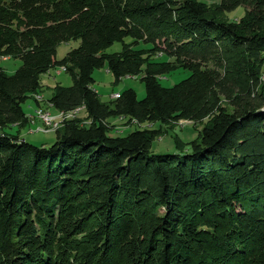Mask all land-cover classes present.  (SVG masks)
I'll return each mask as SVG.
<instances>
[{"label":"trees","instance_id":"trees-1","mask_svg":"<svg viewBox=\"0 0 264 264\" xmlns=\"http://www.w3.org/2000/svg\"><path fill=\"white\" fill-rule=\"evenodd\" d=\"M0 58L22 63L0 67V264H264V0H0ZM103 68L141 77L145 98L102 102ZM56 69L73 85L47 104L89 125L64 121L37 147L23 105ZM178 70L189 78L164 88ZM113 119L204 126L191 153L163 156V131L113 138Z\"/></svg>","mask_w":264,"mask_h":264},{"label":"rangeland","instance_id":"rangeland-1","mask_svg":"<svg viewBox=\"0 0 264 264\" xmlns=\"http://www.w3.org/2000/svg\"><path fill=\"white\" fill-rule=\"evenodd\" d=\"M209 6L214 7L218 4V0H203ZM245 14L243 7L238 8L232 13L227 14V18L231 22L240 20ZM129 42V41H127ZM80 45V41H70L63 43L57 49V60H62L68 52L77 48ZM137 49H146L149 46L141 44L136 47ZM122 51V44L116 43L110 49L109 54L119 53ZM22 63L19 60L0 58V67L5 70L7 75L12 76L21 67ZM264 71V67H263ZM51 76L44 75L41 80L44 84V89L41 94L36 97L39 104H36L34 100H29L23 105V110L27 116H34L31 122H40L39 129H36L35 124L20 129L21 138L26 142L40 147L41 145L49 147L56 140V132L61 129L64 121L77 120L82 126H88L89 122L86 119V112L79 109L72 114H61L47 104V100L53 94V89L57 85L68 88L73 85L72 77L64 69H56L50 72ZM190 72L185 70H178L174 73L166 75L160 78V84L164 88H172L182 81L188 79ZM93 89L97 91L102 102L109 103L115 100V95L121 94L128 89H133L138 100H143L146 96L145 86L141 82V77L138 78H123L120 82L116 83V80L112 74L106 68L96 70L94 75ZM39 98V99H38ZM41 111V112H40ZM49 116V117H48ZM53 119V120H52ZM51 121V125L47 121ZM55 123V124H54ZM54 124V125H53ZM56 125V126H55ZM58 126V127H57ZM109 136L113 138H124L134 132L137 129H152L161 130L163 134L161 137L155 139L151 146V153L153 155H174L180 152L191 153V143L198 139L200 132L203 129L204 124L193 122H180L171 126H165L161 123H155L153 125H137L128 122L125 119H113L110 120ZM30 129H32L30 131ZM13 133L18 131L17 128L12 129ZM12 132V131H11ZM179 142L182 146H178Z\"/></svg>","mask_w":264,"mask_h":264},{"label":"crops","instance_id":"crops-1","mask_svg":"<svg viewBox=\"0 0 264 264\" xmlns=\"http://www.w3.org/2000/svg\"><path fill=\"white\" fill-rule=\"evenodd\" d=\"M51 71H52V70H51ZM51 71H50V72H51ZM50 72H49V73H47L46 75H48V76H51ZM46 75H45V76H46ZM34 124H35V126H36V129H39V127H40V122H38V121H35V123H34Z\"/></svg>","mask_w":264,"mask_h":264},{"label":"bare ground","instance_id":"bare-ground-1","mask_svg":"<svg viewBox=\"0 0 264 264\" xmlns=\"http://www.w3.org/2000/svg\"><path fill=\"white\" fill-rule=\"evenodd\" d=\"M263 79H264V75H263ZM114 97H115V99H116V98H119V94L115 95ZM38 99H39V98H38ZM39 100H40V99H39ZM76 111H77V110H76ZM40 112H41V111H40ZM61 114H62V113H61ZM48 117H49V116H48ZM52 120H53V119H52ZM46 121H47V120H46ZM47 122H48L49 127H50V125H51L52 122H51V121H47ZM54 124H55V123H54ZM54 124H53V125H54ZM55 126H56V125H55ZM57 127H58V126H57Z\"/></svg>","mask_w":264,"mask_h":264},{"label":"water","instance_id":"water-1","mask_svg":"<svg viewBox=\"0 0 264 264\" xmlns=\"http://www.w3.org/2000/svg\"><path fill=\"white\" fill-rule=\"evenodd\" d=\"M264 111V110H263Z\"/></svg>","mask_w":264,"mask_h":264}]
</instances>
